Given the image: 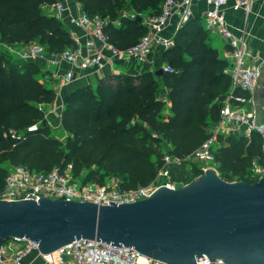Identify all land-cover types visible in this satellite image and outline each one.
<instances>
[{
	"label": "trees",
	"instance_id": "trees-1",
	"mask_svg": "<svg viewBox=\"0 0 264 264\" xmlns=\"http://www.w3.org/2000/svg\"><path fill=\"white\" fill-rule=\"evenodd\" d=\"M51 1L0 0V41L37 43L49 53L75 49L62 22L43 9ZM73 1L87 16L103 20V34L118 50L145 35L144 18L158 15L164 2ZM162 62L170 71L160 78L151 71L112 73L70 91L62 99L60 127L66 136L60 140L44 124L46 106L54 103L56 92L39 81L43 74L37 63L13 62L0 52V195L8 169L15 166L48 172L72 164L82 182L102 185L115 177L122 190L146 186L162 167L165 153L184 160L199 148L226 98L247 95L232 89L230 65L211 46L202 18L178 27L172 45L162 52ZM167 104L169 113L164 114ZM32 125L36 130L28 131ZM162 144L169 146L166 152ZM262 145L256 132L249 137L218 136L214 165L219 177L255 182L253 165L264 168ZM190 167L197 176L203 173L195 164Z\"/></svg>",
	"mask_w": 264,
	"mask_h": 264
},
{
	"label": "built area",
	"instance_id": "built-area-1",
	"mask_svg": "<svg viewBox=\"0 0 264 264\" xmlns=\"http://www.w3.org/2000/svg\"><path fill=\"white\" fill-rule=\"evenodd\" d=\"M205 10L202 14L203 27L211 35L219 36L226 44L223 58L230 65L232 89L238 88L246 92V96L231 95L226 98L219 110V119L209 129V137L202 142L198 149L184 160H180L165 153L163 165L156 171L154 179L146 186L131 190H122L118 178L110 177L104 184L93 182L77 183L73 174L72 164L63 169L53 167L48 172H36L24 166H15L8 169L4 180V188L0 199L6 201H20L40 198L57 199L64 201L88 202L95 205L107 206L127 204L148 198L159 187L176 188L170 179L169 168L182 165L184 161H193L212 164L215 163L214 150L218 136H245L251 132L264 136V116L261 101L258 98V86L261 77V64L253 56L248 43L242 37L236 36L230 29L225 9L229 0H202ZM252 0H232L233 11H248ZM48 14L77 29H81L88 39L84 44V52L80 47L67 49L61 53L47 52L44 46L37 43L25 45L21 54L23 61L42 63L44 66H57L64 62L75 69H94L102 72L116 60L124 64L138 63L142 66L149 63V58L156 48L162 50L172 45L173 35L166 31L175 24L177 30L183 23L192 19L193 0H164L160 12L156 16L146 17L143 20L147 28L145 35L139 41L125 49L118 50L111 46L103 34V20L98 16H87L73 0H52L43 7ZM96 44L106 46L109 57L96 51ZM164 71H170L163 66ZM74 78L73 71H67L57 83L58 89L67 86ZM35 131L36 126L27 128ZM202 170L213 168L201 167ZM215 169V168H213ZM253 177L258 180L264 177V168L254 164ZM42 264H162L147 259L135 251L120 245V248L110 247L96 241L84 239L74 240L49 254H41L37 245L30 241L10 240L3 245L0 251V264H29L31 255ZM196 264H225L222 260L209 261L206 257Z\"/></svg>",
	"mask_w": 264,
	"mask_h": 264
},
{
	"label": "water",
	"instance_id": "water-1",
	"mask_svg": "<svg viewBox=\"0 0 264 264\" xmlns=\"http://www.w3.org/2000/svg\"><path fill=\"white\" fill-rule=\"evenodd\" d=\"M164 72L158 68L153 75ZM258 98L264 116V77ZM79 239L121 245L162 264H196L204 257L264 264V177L227 182L209 168L184 186H162L143 200L107 206L0 199V251L7 241L26 240L49 254Z\"/></svg>",
	"mask_w": 264,
	"mask_h": 264
},
{
	"label": "crops",
	"instance_id": "crops-1",
	"mask_svg": "<svg viewBox=\"0 0 264 264\" xmlns=\"http://www.w3.org/2000/svg\"><path fill=\"white\" fill-rule=\"evenodd\" d=\"M232 0H229L225 9V18L233 33L236 36L242 37L248 43L249 48L256 57L257 60L264 59V0H252L250 8L248 11L238 10L233 11L231 9ZM205 10V5L202 0H193V17L192 18H202V14ZM64 28L69 32L70 36L76 43L77 47H80L84 52V44L88 39L87 35L83 30L77 29L73 26L68 25L65 20H60ZM176 32L175 24L168 28L166 33L171 36ZM211 35V34H209ZM216 36V35H211ZM219 37V36H217ZM223 42L221 48H216L211 44V46L217 49L219 55L223 58V54L226 50L225 42L219 37ZM96 51L100 52L104 58L109 57V50L106 46H101L96 44ZM162 52L161 48H156L150 58L147 65H140L138 63H128L124 64L122 61L116 60L110 66H106L102 72H97L94 69L79 70L75 69L67 63L61 62L57 66H44L42 63H37L43 77H38L41 83H44L47 87L52 88L56 92V99L52 105L46 106L45 120L51 130L53 131H63L60 127V111L62 105V99L70 91L83 87L87 84H94L97 80L106 74H127L136 75L145 71L154 72L158 68H163L164 64L162 62ZM67 71H73V80L64 88L58 89L57 83L63 77ZM162 94L165 96L166 90L162 89ZM169 113L168 104L165 107L164 114ZM64 133V131H63ZM53 135V134H52ZM55 136V135H54ZM66 134L64 133V139ZM56 137V136H55ZM60 139L59 137H56ZM61 140V139H60ZM169 148V146L167 145ZM167 148V149H168ZM171 180L175 183L176 188L184 186L189 182L195 180L197 175L191 172L192 175L188 174L189 179L178 178L176 173L180 171L178 165L171 166L169 168ZM29 264H42L39 262L35 255H31L28 259Z\"/></svg>",
	"mask_w": 264,
	"mask_h": 264
},
{
	"label": "rangeland",
	"instance_id": "rangeland-1",
	"mask_svg": "<svg viewBox=\"0 0 264 264\" xmlns=\"http://www.w3.org/2000/svg\"><path fill=\"white\" fill-rule=\"evenodd\" d=\"M46 13H48V11H46ZM210 36V43H212V45L216 48H221L223 46V42L219 39V37L217 36ZM25 46L24 45H20V44H13V45H8L2 41H0V52L2 53H7L10 55V57L12 58L13 62H23V59L21 57V54L24 50ZM258 62L261 64V75L264 77V59H259ZM259 92V90L257 91ZM53 136L55 135L56 137H59L61 140H64V133L63 131L59 132V131H53ZM167 145L166 144H162L161 145V149L163 152L167 151ZM191 164H195L199 167H206V166H212L213 168H215V165L212 164H205V163H201V162H197V161H193L192 159H189L187 161V163L182 164V165H178V167L180 168V171L176 173V176L178 178H183V179H189L188 174L192 175L191 172L192 169L190 167ZM86 173V171H82V176H84ZM171 178V176H170ZM77 183H81L82 182V178H77L76 179Z\"/></svg>",
	"mask_w": 264,
	"mask_h": 264
},
{
	"label": "flooded vegetation",
	"instance_id": "flooded-vegetation-1",
	"mask_svg": "<svg viewBox=\"0 0 264 264\" xmlns=\"http://www.w3.org/2000/svg\"><path fill=\"white\" fill-rule=\"evenodd\" d=\"M262 78H263V76L261 75V77H260V81H259L258 90H260V88H261V80H262Z\"/></svg>",
	"mask_w": 264,
	"mask_h": 264
}]
</instances>
